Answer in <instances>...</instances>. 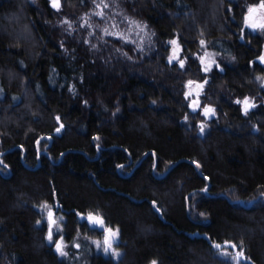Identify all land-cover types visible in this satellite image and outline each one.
<instances>
[{
	"label": "trees",
	"instance_id": "obj_1",
	"mask_svg": "<svg viewBox=\"0 0 264 264\" xmlns=\"http://www.w3.org/2000/svg\"><path fill=\"white\" fill-rule=\"evenodd\" d=\"M111 1L0 0V264H231L212 247L225 240L242 244L241 264H264V33L240 38L261 0ZM203 49L223 73H201ZM205 77L207 121L184 97ZM244 96L258 105L247 116ZM45 202L64 217L67 257L45 240ZM78 212L119 229L117 260L72 246L103 233Z\"/></svg>",
	"mask_w": 264,
	"mask_h": 264
},
{
	"label": "snow or ice",
	"instance_id": "obj_2",
	"mask_svg": "<svg viewBox=\"0 0 264 264\" xmlns=\"http://www.w3.org/2000/svg\"><path fill=\"white\" fill-rule=\"evenodd\" d=\"M95 3V0H93ZM49 4L53 9H56L57 11L60 10L61 4L60 0H49ZM97 7H100V5H97ZM105 8L108 7L107 4L104 5ZM260 9H264V0H261V3L259 5ZM227 11H232L231 8H228ZM257 12V7L256 6H249L247 13L244 14L243 16V25L244 27L240 28V38L243 39L244 36V31L245 28H250L253 31L260 30L262 33H264V15H260L259 17L256 16ZM97 15H103V12L97 13ZM107 33V30H105ZM111 34V33H107ZM127 42V41H126ZM172 46L171 54L168 56V63L169 65H172L173 62H177L179 64L180 69H185L186 66V60L188 59L187 57L181 58L180 53L182 51V46L179 43L178 39H172L167 42ZM201 48H204L205 45H211L214 44L215 42H208L205 40H200L199 41ZM62 46V45H61ZM92 47H95L93 45ZM218 54H210L207 51H205L204 56L198 57L201 65V71H203L205 74L210 73L213 70V67L218 69L221 73L225 71L224 67L221 66V63L217 61L215 56ZM232 60H235V57H232ZM256 60L259 61L261 65H264V52H261L260 55L256 57ZM254 61L250 60L248 61V64L251 66L253 65ZM257 80L264 81V77H256ZM211 81L206 77L203 82L198 83L195 80L189 79L187 81L186 87L188 88V91L184 93L185 99H189L195 94V99H191V102L188 104V107L193 111L196 112L197 109H202L201 115L204 117L205 121L210 119L211 117H214L217 115V109L215 107H212L210 105L201 104V94L204 93L206 95V88L205 86L210 84ZM261 87H264V83L261 84ZM70 91L72 90L71 88L69 89ZM13 99H16V97H13ZM87 101H85V104ZM155 103V101H153ZM236 105L240 106V111L247 116L252 109H255L258 107V105L255 103V98H251L249 96H244L243 99H236L233 101ZM119 111V109H117ZM185 120L188 119L187 114L184 117ZM57 122L59 123L60 117H56ZM199 130L201 133L205 131V123L201 122L199 125ZM64 128V125L61 123L59 127L55 129L57 133L61 131V129ZM48 139H51V137H48ZM94 140H98L99 137H93ZM37 146L40 144V140L36 141ZM23 147V146H21ZM39 147H37V155L39 156ZM125 151H127L125 149ZM153 157H156V153H152ZM3 161H0V164H2ZM192 163L195 165L197 169L201 167V165L193 160ZM155 163L153 167H155ZM5 168H7V165H4ZM117 167L122 168V165H117ZM205 180H208L209 177H204ZM202 191H206V189H202ZM187 199V198H185ZM156 206V202L153 201V207ZM41 209H46L47 210V234L45 236V240L49 244H53L55 248V252L61 256V257H67L69 255V252L66 251L68 248V245L65 243V236L63 234V229L60 227V221L63 219V217H56L55 216V209L48 205L46 202L41 204L39 206ZM59 207V205H57ZM157 211L159 209L157 208ZM77 216H79L81 219H85L83 214L77 213ZM87 224L90 229H102L103 230V243L101 244L100 241H94L96 247L99 249L102 247L103 252L105 254H110L113 258L121 256L120 251L118 248L114 247V244L118 241L119 237V229H113L109 226L106 225V222L104 220V217L101 214L98 213H93L89 212L86 217ZM37 224H40L41 221L37 220ZM59 236V238H55L56 236ZM73 247L79 249L81 248V244L76 243L72 245ZM212 247L217 250V255L224 257L226 260L230 261L231 264H241V261L248 260L250 259L245 255L244 249L242 244L237 245L236 243H233L232 241L225 240L223 242V245L220 243H217L215 241L212 242ZM231 248L232 252H230L228 249ZM235 252V255L232 253ZM151 264H158L157 261L153 260L151 261Z\"/></svg>",
	"mask_w": 264,
	"mask_h": 264
},
{
	"label": "rangeland",
	"instance_id": "obj_3",
	"mask_svg": "<svg viewBox=\"0 0 264 264\" xmlns=\"http://www.w3.org/2000/svg\"><path fill=\"white\" fill-rule=\"evenodd\" d=\"M112 2H115V0H112L111 1V3ZM113 4V3H112ZM114 5V4H113ZM259 17V16H258ZM81 19H83L82 17H81ZM83 21H84V19H83ZM110 26V25H109ZM113 27H116L117 29H119V28H121V26L117 23V24H115V25H112ZM142 26H140L138 23H133V28H132V31L131 30H127L126 29V32L128 33V34H130V35H135V34H137L139 31L141 32V30H142ZM109 31H110V28L108 29ZM252 30V29H251ZM253 31V30H252ZM254 33H256V32H261L260 30H256V31H253ZM101 34H102V32H101ZM205 51H207L208 53H210V54H212L210 51H208V50H206V49H203V50H201V54H200V56H204V54H205ZM180 57H181V53H180ZM184 58V57H183ZM201 73H204L203 71H201ZM205 74V73H204ZM201 75H203V74H201ZM205 76V75H204ZM206 78V77H205ZM205 78H203V80L205 79ZM191 80H195V81H197L198 83H201V82H203V80H196V79H191ZM188 81V80H187ZM187 81H185V83H184V93L186 92V91H188V88L186 87V84H187ZM262 83H264V81L262 82ZM203 94V93H202ZM201 94V95H202ZM185 97V96H184ZM196 97H195V94H193V96L191 97V98H189L188 99V101H189V103L191 102V99H195ZM42 214H43V218L45 219L44 221L46 222V225H47V219H46V215H47V210L46 209H42ZM55 216L56 217H63V215L62 214H60V213H56L55 212ZM85 217V219H81L80 217H79V219L80 220H86V217L87 216H84ZM63 223H64V217H63V219L60 221V227L62 228L63 227ZM114 230L115 229H117V228H113ZM102 230V229H101ZM55 238H59V236L57 235ZM79 240H85V241H87L91 246H92V248H93V251L95 252V253H100V254H102V255H104V256H110V257H112L110 254H105L104 252H103V249H102V247L101 248H97L96 247V245H95V243H94V241H100L101 242V244L103 243V233H102V235H100L99 237H96V238H93V237H88V236H86V235H81V234H78L77 236H76V238H75V241L73 242L72 241V243H73V245L74 244H76V243H78L79 242ZM65 243L68 245V247L69 246H71V244H69L68 242H66L65 241ZM118 243H119V237H118V241L116 242V244H114V247H116V248H118V250L120 251V253H121V250L119 249V247H118ZM230 252H232V251H230ZM233 255H235V252H233L232 253ZM120 257V256H119ZM119 257H116V258H114V259H118ZM113 258V257H112Z\"/></svg>",
	"mask_w": 264,
	"mask_h": 264
},
{
	"label": "water",
	"instance_id": "obj_4",
	"mask_svg": "<svg viewBox=\"0 0 264 264\" xmlns=\"http://www.w3.org/2000/svg\"><path fill=\"white\" fill-rule=\"evenodd\" d=\"M84 216V215H83Z\"/></svg>",
	"mask_w": 264,
	"mask_h": 264
}]
</instances>
